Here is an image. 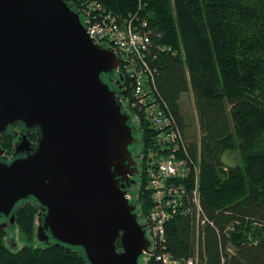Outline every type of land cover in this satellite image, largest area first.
<instances>
[{"label": "trees", "instance_id": "trees-1", "mask_svg": "<svg viewBox=\"0 0 264 264\" xmlns=\"http://www.w3.org/2000/svg\"><path fill=\"white\" fill-rule=\"evenodd\" d=\"M97 1L123 21L132 18L138 31L149 33L150 50L138 64L150 73L158 97L187 140H194L195 134L182 98L193 97L198 141H189L190 157H195L199 144V190L209 219L204 227L206 264H264V0ZM118 72L116 79L129 82L121 104H131L133 81ZM108 76L102 75L105 83ZM131 111L139 117L141 157L157 132L143 114ZM14 141L10 130L3 133L0 152L12 155ZM229 151L239 152L240 164L225 166L222 158ZM143 177L141 213L146 218L150 202L144 170ZM42 210L33 197L14 209L16 224L30 240ZM0 218V224L8 222ZM193 235L192 217L178 216L166 227L162 249L189 256ZM6 236L7 230L0 228V264H89L81 247L53 241L14 251ZM117 248L122 250L120 239Z\"/></svg>", "mask_w": 264, "mask_h": 264}, {"label": "water", "instance_id": "water-1", "mask_svg": "<svg viewBox=\"0 0 264 264\" xmlns=\"http://www.w3.org/2000/svg\"><path fill=\"white\" fill-rule=\"evenodd\" d=\"M71 6L0 0V136L16 122L39 131L33 153L24 136L16 152L28 155L0 160V216L8 219L0 228L15 224L16 205L33 197L46 210L40 242L81 247L89 264H140L153 243L149 224L138 222L118 179L136 166L138 132L102 79L119 70V58L96 44L86 14Z\"/></svg>", "mask_w": 264, "mask_h": 264}, {"label": "built area", "instance_id": "built-area-1", "mask_svg": "<svg viewBox=\"0 0 264 264\" xmlns=\"http://www.w3.org/2000/svg\"><path fill=\"white\" fill-rule=\"evenodd\" d=\"M67 3L86 14L88 34L94 35L96 44L106 45L114 51L119 58V70L132 79L134 100L131 104H123L124 107L143 114L157 132L147 152L141 156L150 202L146 235L153 242L148 252L144 253L150 256L148 264L151 261L154 264H206L204 227L209 219L203 212L199 190L200 145L197 143V153L191 159L190 144L177 120L168 113L158 97L150 73L138 64V61L146 59L150 50L149 33L138 31L132 18L121 20L97 0H67ZM135 116L139 121V117ZM127 196L130 201V196ZM187 215L192 217L194 231L192 254L175 256L163 251L167 225L178 216Z\"/></svg>", "mask_w": 264, "mask_h": 264}, {"label": "flooded vegetation", "instance_id": "flooded-vegetation-1", "mask_svg": "<svg viewBox=\"0 0 264 264\" xmlns=\"http://www.w3.org/2000/svg\"><path fill=\"white\" fill-rule=\"evenodd\" d=\"M108 75L109 76H108V78H106V81H107L106 83L110 86L111 90L113 92H115L117 98H119L120 102H121V99L123 97L128 96L129 82H127V80L123 77H121V79H119V80L116 79L115 76L119 75L118 71L109 73ZM122 109H123L124 113L128 114L127 110L123 106H122ZM129 122L131 125V121H129ZM8 130L11 131V133L13 134V137L15 139V141L13 142L14 146H15V152L10 156L6 155V153L4 151L0 152V160L3 163H10L15 159L23 158V157H26L28 155L27 152H24V153L23 152L22 153L16 152V149H17L19 143L21 142V140L24 136L27 137L28 143L30 144L29 153L31 154L34 152V150H36L37 145H38V140H39V131L37 128L29 129L25 126L24 123L16 122L13 125L9 126L7 131ZM34 135H37V140L33 139ZM133 147H134V145L130 146V151L132 153L133 160L136 162V166H133L130 168V171L132 173H129L127 175L128 179L118 178L123 191H125L127 195L131 194L132 197H134V196H136V194L140 193V191L144 185V182H145L144 177H143L142 164L139 161L138 154L134 151ZM134 201H135V199H134ZM134 201H132V198H131V201H130L131 204H133L132 202H134ZM45 214H46V210H42L40 212V214L38 215L40 218V221H42ZM135 214H137V216H138L137 217L138 222L141 225H144L142 220L140 219L139 213H137L135 211Z\"/></svg>", "mask_w": 264, "mask_h": 264}, {"label": "rangeland", "instance_id": "rangeland-1", "mask_svg": "<svg viewBox=\"0 0 264 264\" xmlns=\"http://www.w3.org/2000/svg\"><path fill=\"white\" fill-rule=\"evenodd\" d=\"M125 105H127V101H125ZM182 105L183 108L185 110V112L188 113L189 117L192 119L193 122V133L195 134V138L194 140H189L190 141H198V134H197V129L195 128L194 131V127H195V121H196V112H195V106H194V100L193 97L190 94H187L185 96H183L182 98ZM125 109L128 112V115L130 116L131 122L133 124L136 125V132H138V120L136 119V116L129 110L128 106H125ZM137 138H138V144H135L133 149L134 151L138 154V159L141 162V157L140 155V151H141V147H142V143L140 140V134L139 132L137 133ZM10 156V155H9ZM223 163L225 164V166L230 167V166H235L241 163V157L239 152H233V151H229L226 152L223 155ZM130 196V201L132 198L133 205L136 207V212L139 213L140 215V219L142 220L143 224L146 225L147 224V220L144 216H142L141 213V206H142V202H141V198H140V193L136 194V196L132 197L131 194H128ZM131 203V202H130ZM38 221V218H37ZM37 226H39V224H37ZM36 226L35 229V237L30 240L26 235H24V233L22 232L20 226L18 224H10L9 228L7 229V236H6V240H7V244L8 246L12 249V250H17L22 248L25 245H31L34 247H43L45 245H48L46 243H42L38 240L37 238V233H38V228ZM148 237V234H147ZM150 259V256L147 254H143L140 258H139V263L140 264H148V261Z\"/></svg>", "mask_w": 264, "mask_h": 264}]
</instances>
